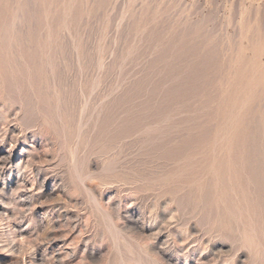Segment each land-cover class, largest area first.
<instances>
[{
    "label": "rangeland",
    "instance_id": "rangeland-1",
    "mask_svg": "<svg viewBox=\"0 0 264 264\" xmlns=\"http://www.w3.org/2000/svg\"><path fill=\"white\" fill-rule=\"evenodd\" d=\"M0 156V264H264V0H0Z\"/></svg>",
    "mask_w": 264,
    "mask_h": 264
},
{
    "label": "bare ground",
    "instance_id": "bare-ground-1",
    "mask_svg": "<svg viewBox=\"0 0 264 264\" xmlns=\"http://www.w3.org/2000/svg\"><path fill=\"white\" fill-rule=\"evenodd\" d=\"M10 153V152H9ZM2 154V153H1ZM6 156V155H5ZM5 156H0V162L1 161H6V160H8V157H5ZM4 164V163H3ZM2 165L0 164V167H1ZM3 169V168H2ZM1 170V169H0ZM22 201V200H21ZM22 211V210H21ZM17 231H18V229H17ZM22 231V230H21ZM161 234V233H160ZM19 240V239H18ZM165 240V239H164ZM50 242V241H49ZM162 242V241H161ZM14 243V242H13ZM22 243V242H21ZM164 243V242H163ZM14 246H16L15 244H13ZM33 247L35 246V245H32ZM32 247V248H33ZM35 249H36V247H35ZM160 249V248H159ZM161 249H162V247H161ZM33 250V249H32ZM164 250V249H163ZM166 250V249H165ZM37 251V250H36ZM56 251V250H55ZM161 251V250H160ZM158 252H159V250H158ZM28 253V252H27ZM32 253V252H31ZM56 253V252H55ZM159 253H161V252H159ZM161 255V254H160ZM162 257V256H161ZM46 258V257H45ZM32 262L33 263H37V262H41V261H44V256L42 255V254H38V253H33V256H32ZM48 259V258H47ZM54 259V258H53ZM56 259V258H55ZM23 260V259H22ZM32 262H30V263H32ZM45 262V261H44ZM32 263V264H33ZM42 264V263H41ZM48 264V263H47Z\"/></svg>",
    "mask_w": 264,
    "mask_h": 264
}]
</instances>
